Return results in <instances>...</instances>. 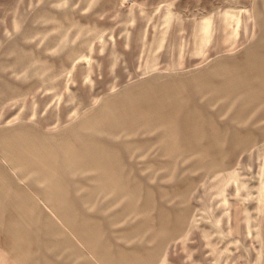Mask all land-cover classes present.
<instances>
[{
  "label": "rangeland",
  "instance_id": "obj_1",
  "mask_svg": "<svg viewBox=\"0 0 264 264\" xmlns=\"http://www.w3.org/2000/svg\"><path fill=\"white\" fill-rule=\"evenodd\" d=\"M252 47L259 68L264 0H0V192L31 239L0 264H101L84 239L167 206L188 219L156 264H264V114L224 171L183 173L180 154L237 128L223 78Z\"/></svg>",
  "mask_w": 264,
  "mask_h": 264
},
{
  "label": "crops",
  "instance_id": "obj_2",
  "mask_svg": "<svg viewBox=\"0 0 264 264\" xmlns=\"http://www.w3.org/2000/svg\"><path fill=\"white\" fill-rule=\"evenodd\" d=\"M253 48L249 51V59L244 66L235 64L233 68L229 66L225 68L226 75L222 86L224 105L217 114L222 121H229L237 125V128L224 126L221 131L201 127L198 136H193L185 147L183 145L180 147L182 161L189 159L191 162L190 167L185 168L183 173L208 175L224 171L229 167L228 159L231 153L229 146L242 150L250 146L248 142L253 136L251 131L263 121L261 116L264 114V64L256 67L257 51ZM245 67L253 69L248 72ZM207 131L213 133L211 137L208 134L204 137V132ZM205 140L207 142H204ZM11 203V200L0 192V211L3 212L0 215V260L4 261L14 259L18 246L17 237L22 239L21 245L31 240L15 220ZM187 211H178V207H160L157 210L153 207H144L142 210H139V207H132L126 211L131 216L132 222L129 225L132 229L125 232L115 231V243L105 240L103 235L100 239L89 242L84 239L83 242L99 258L101 264H156L163 258L167 243L181 232L188 219ZM118 216L119 213L117 219ZM117 219L115 226L122 224ZM16 229L18 231H15ZM22 247L20 246V249ZM88 260L86 259L85 264H93Z\"/></svg>",
  "mask_w": 264,
  "mask_h": 264
},
{
  "label": "bare ground",
  "instance_id": "obj_3",
  "mask_svg": "<svg viewBox=\"0 0 264 264\" xmlns=\"http://www.w3.org/2000/svg\"><path fill=\"white\" fill-rule=\"evenodd\" d=\"M252 48H253V47H252ZM253 49H254V48H253ZM215 63H216V62H215ZM214 65H215V64H214ZM217 65H218V64H217ZM210 66H213V65H210ZM213 67H214V66H213ZM211 70H212V69H211ZM261 70H262V69H261ZM216 71H219V70L216 69ZM220 72H221V71H220ZM217 76H218V75H217ZM249 76H250V75H249ZM222 77H223V74H222ZM224 77H225V75H224ZM207 79H208V78H207ZM208 80H209V79H208ZM200 82H201V81H200ZM202 82H203V81H202ZM197 83H198V82H197ZM215 83H216V82H215ZM213 84H214V83H213ZM203 85H205V84H204V83L201 84V86H203ZM206 85H207V84H206ZM199 86H200V85H199ZM211 86H212V85H211ZM138 88H139V87H138ZM208 88H209V87H208ZM210 89H211V88H210ZM139 90H140V89H139ZM205 90H206V89H205ZM200 91H201V90H200ZM201 93H202V92H201ZM165 94H166V93H165ZM203 94H204V93H203ZM211 94H212V93H211ZM166 95H167V94H166ZM204 95H205V94H204ZM215 95H216V94H215ZM183 96H184V95H183ZM148 97H149V96H148ZM175 97H176V96H175ZM212 97H213V96H212ZM149 98H150V97H149ZM169 98H170V97H169ZM185 98H186V97H185ZM203 98H204V97H203ZM166 100H167V98H166ZM186 100H188V98H187ZM186 100H185V102H188V101H186ZM190 100H191V99H190ZM169 101H170V100H169ZM163 102H164V101H163ZM166 102H167V101H166ZM106 103H107V101H106ZM167 104H169V103H167ZM187 105H188V104H187ZM171 106H172V105H171ZM192 106H193V105H192ZM193 107H194V106H193ZM102 108H104L103 105H102ZM170 108H172V107H170ZM122 109H123V108H122ZM189 109H190V108H189ZM98 110H99V109H98ZM102 110H104V109H101V110H99V111H102ZM190 110H191V109H190ZM174 111H175V110H174ZM95 112H96V111H95ZM171 112H172V110H171ZM100 113H101V112H100ZM102 113H103V112H102ZM130 113H132V112H130ZM95 114H97V112H96ZM89 115H90V114H89ZM91 115H92V114H91ZM95 116H96V115H95ZM101 116H102V115H101ZM174 116H175V115H174ZM103 117H104V116H103ZM85 118H86V116H85ZM103 119H104V118H103ZM105 120H106V119H104L103 121L105 122ZM133 122H135V121H133ZM109 123H110V122H108V124H109ZM82 125H83V124H82ZM90 125H91V124H90ZM79 127H80V126H79ZM93 127H94V126H93ZM88 128H89V127H88ZM88 128H85V129H86V130H89ZM102 128H103V127H102ZM76 129H77V128H76ZM81 129H82V128H81ZM83 129H84V128H83ZM105 129H106V128H105ZM86 130H84V131L86 132ZM90 130H91V129H90ZM102 130L104 131V129H102ZM107 130H108V129H107ZM75 131H76V130H75ZM81 131H82V130H81ZM84 131H82V132H84ZM87 132H88V131H87ZM113 132H114V131H113ZM114 133H115V132H114ZM196 133H197V132H196ZM194 134H195V133H194ZM113 135H114V134H113ZM120 135H122V134H120ZM196 135H197V134H196ZM151 136H152V135H151ZM197 136H198V135H197ZM108 137H110V136H108ZM116 137H117V136H116ZM142 137H144V136H142ZM112 138H113V137H112ZM4 139H5V138H4ZM68 139H69V138H68ZM108 139H109V138H108ZM69 140H70V139H69ZM101 140H102V139H101ZM148 140H150V139H148ZM96 141H97V139H96ZM114 141H115V140H114ZM68 142H69V141H68ZM100 142H101V141H100ZM116 142H117V141H116ZM127 142H128V141H127ZM131 142H133V141H131ZM245 142H246V141H245ZM103 143H104V142H103ZM69 144H70V143H69ZM108 144H109V143H108ZM124 144H125V143H124ZM65 145H66V144H65ZM67 145H68V144H67ZM20 146H21V145H20ZM68 146H69V145H68ZM110 146H111V145H110ZM21 147H22V146H21ZM74 147H75V146H73L72 148H74ZM72 148H71V150H72ZM76 148H77V147H76ZM22 149H23V148H22ZM22 149H21V153H19V151H18V149H17V151H18L17 153H19V155H21V156H22ZM69 149H70V148H69ZM52 150H53V149H52ZM71 150H70V151H71ZM78 150H79V149H78ZM78 150H77V152L80 153ZM126 150H128V149H126ZM65 151H67V150H65ZM70 151H69V152H70ZM72 151H73V150H72ZM123 151H124V150H123ZM28 152H29V151H28ZM28 152H27V154L30 155V156H32V155H31L32 153L29 154ZM50 152H51V151H50ZM67 152H68V151H67ZM127 152H128V151H127ZM47 153H48V152H47ZM53 153H54V152H53ZM75 153H76V152H75ZM78 153H77V154H78ZM73 154H74V152H73ZM77 154H76V155H77ZM81 154H82V153H81ZM23 155H24V154H23ZM33 155H34V154H33ZM55 155H56V154H55ZM70 155H71V153H70ZM101 155H102V154H101ZM43 156H44V155H43ZM74 156H75V154H74ZM79 156H81V155H79ZM79 156H78V157H79ZM82 156H83V155H82ZM128 156H130V154H129ZM24 157H26V155H25ZM24 157H23V158H24ZM48 157H49V156H48ZM48 157H47V158H48ZM56 157H58V155H57ZM64 157H65V156H64ZM67 157H68V156H67ZM70 157H71V156H70ZM19 158H20V157H19ZM30 158H33V157H30ZM35 158H36V161H37V156H36V157L34 156V159H35ZM74 158H77V156L74 157ZM74 158H73V159H74ZM28 159H29V158H28ZM38 159H39V158H38ZM80 159H82V158L80 157ZM39 160H40V159H39ZM48 160H49V159H48ZM48 160H47V161H48ZM65 160H66V159H65ZM67 160H68V159H67ZM77 160H79V159H77ZM82 160L85 161L84 159H82ZM27 161H28V160H27ZM36 161H34V162H36ZM49 161H51V160H49ZM57 161H58V160H57ZM37 162H38V161H37ZM53 162H54V161H53ZM178 162H179V160H178ZM38 163H41V162H38ZM38 163H37V164H38ZM51 163H52V161H51ZM54 163H55V162H54ZM70 163H71V162H70ZM70 163H69V165H70ZM74 163H75V162H74ZM90 163H91V162H90ZM66 164H68V163L66 162ZM85 164H87V163H85ZM40 165H41V164H40ZM52 165H53V164H52ZM52 165H51V166H52ZM79 165H80V164H79ZM142 165H143V164H142ZM145 165H146V164H145ZM31 166H32V165H31ZM72 166H73V165H72ZM76 166H77V165H76ZM91 166H92V164H91ZM25 167H26V166H25ZM36 167H40V166H36ZM65 167H66V166H65ZM65 167H64V168H65ZM32 168H33V166H32ZM40 168H41V167H40ZM40 168H39V169L37 168V170H40ZM47 168H48V167H47ZM62 168H63V167H62ZM64 168H63V169H64ZM72 168H73V167H72ZM93 168H94V167H93ZM34 169H36V168L34 167ZM70 170H71V169H70ZM73 170H74V169H73ZM65 171H66V170H65ZM75 171H76V169H75ZM47 172H48V170H47ZM59 172H60V171H59ZM59 172H58V174H59ZM73 172H74V171H73ZM71 173H72V172H71ZM121 173H122V172H121ZM48 175H50V174L48 173ZM59 175H60V174H59ZM54 176H55V175H54ZM51 178H52V177H51ZM99 178H100V176H99ZM49 179H50V178H49ZM49 179H48V180H49ZM57 180H58V178H57ZM102 180H103V179H102ZM53 181H54V180H53ZM55 182H56V177H55ZM61 182H62V181H61ZM178 184H179V183H178ZM178 184H177V185H178ZM171 185H172V184H171ZM173 186H174V185H173ZM178 186H179V185H178ZM183 186H184V185H183ZM63 187H64V186H63ZM169 187H170V186H169ZM100 188H104V187H100ZM163 188H164V186H163ZM157 189H159V187H158ZM161 189H162V188H161ZM163 191H164V190H163ZM166 191H168V189H167V190L165 189V192H166ZM67 193H68V192H67ZM164 194H165V193H164ZM166 194H167V193H166ZM160 195H161V194H160ZM55 196H56V195H55ZM57 198H58V197H56V200H58ZM163 198H164V197H161L160 199H163ZM164 199H165V198H164ZM54 201H55V200H54ZM164 202H165V201H164ZM16 203H17V202H16ZM54 203H55V202H54ZM57 203H58V201H57ZM161 203H162V202H161ZM167 207H168V206H167ZM173 211H174V209H173ZM171 213H172V212H171ZM154 215H155V213H154ZM152 216H153V215H152ZM155 222H156V221H155ZM92 224H94V223H92ZM95 225H96V224H95ZM155 225H156V224H155ZM135 226H136V225H135ZM135 226H133V227H135ZM81 233H82V232H81Z\"/></svg>",
  "mask_w": 264,
  "mask_h": 264
}]
</instances>
